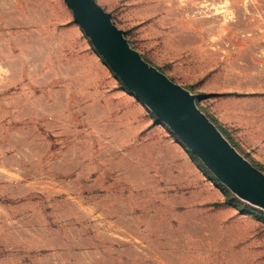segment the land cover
<instances>
[{
    "label": "rangeland",
    "instance_id": "rangeland-1",
    "mask_svg": "<svg viewBox=\"0 0 264 264\" xmlns=\"http://www.w3.org/2000/svg\"><path fill=\"white\" fill-rule=\"evenodd\" d=\"M97 1L264 171V0ZM0 264H264V208L126 86L65 0H0Z\"/></svg>",
    "mask_w": 264,
    "mask_h": 264
},
{
    "label": "water",
    "instance_id": "water-1",
    "mask_svg": "<svg viewBox=\"0 0 264 264\" xmlns=\"http://www.w3.org/2000/svg\"><path fill=\"white\" fill-rule=\"evenodd\" d=\"M98 52L137 97L166 122L233 192L264 208V171L199 107L197 95L146 60L97 0H65Z\"/></svg>",
    "mask_w": 264,
    "mask_h": 264
},
{
    "label": "crops",
    "instance_id": "crops-1",
    "mask_svg": "<svg viewBox=\"0 0 264 264\" xmlns=\"http://www.w3.org/2000/svg\"><path fill=\"white\" fill-rule=\"evenodd\" d=\"M216 116L219 121V124L225 128L230 129L231 124H234V122H232L227 115L224 116V115L216 113Z\"/></svg>",
    "mask_w": 264,
    "mask_h": 264
}]
</instances>
